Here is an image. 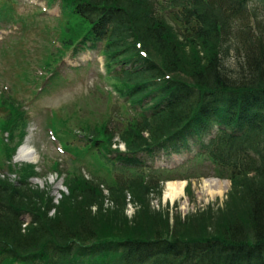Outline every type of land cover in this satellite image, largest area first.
Here are the masks:
<instances>
[{"label":"trees","instance_id":"16d2710c","mask_svg":"<svg viewBox=\"0 0 264 264\" xmlns=\"http://www.w3.org/2000/svg\"><path fill=\"white\" fill-rule=\"evenodd\" d=\"M56 1L62 15L55 25L82 22L87 28L53 47L58 58L52 51L51 59L39 60L38 66L51 65L41 78L55 85L67 52L98 49L102 78L118 94L122 112L107 108L101 120H86L76 130L63 123L64 140L53 113L47 125L63 150L70 149L68 135L83 143L84 153L99 154L101 148L112 180L102 189L98 176L67 178L68 194L61 192L57 203L49 187L26 181L27 166L11 182L4 173L15 151L4 140L12 145L19 138L20 146L28 125L20 92L29 91L20 82L1 90L0 264H264V0L48 3ZM15 5L0 0V20L4 14L14 21ZM48 26L42 30L52 38L56 27ZM45 40L46 52L52 44ZM230 48L234 69L224 64ZM2 54L13 58L11 71L0 68V80L19 66L20 79L28 82L30 64L21 48ZM41 78L30 81L37 87ZM215 127V136L203 144ZM114 137L125 152L112 147ZM191 139L201 143L200 155L215 166L214 175L230 182L217 217H171L168 209H154L151 197L160 196L159 181L170 177L152 180L134 160L140 152H181ZM17 166L9 171L20 174ZM127 204L135 209L130 219ZM24 215L30 220L22 226Z\"/></svg>","mask_w":264,"mask_h":264},{"label":"rangeland","instance_id":"374dc122","mask_svg":"<svg viewBox=\"0 0 264 264\" xmlns=\"http://www.w3.org/2000/svg\"><path fill=\"white\" fill-rule=\"evenodd\" d=\"M15 9L16 19L14 21H9L10 19L4 14H2V18L5 21L0 20V68H6L5 70L7 71L12 69H10L9 64H11L13 56L4 57L2 54L4 49L16 48L20 51L21 48L23 56L30 64V70L28 69L30 72L28 75L29 80L27 81L31 83L30 76L40 75L41 78L43 70L45 71L51 67L47 62L46 64L40 63L38 66L39 60L41 58L43 61H45L44 58L49 60L52 51H54L52 53H55L54 56L58 58L59 54L53 50V47L63 43V39L66 40L67 37L71 38V36L84 31L87 26L82 22H77L69 27L63 25V28L59 27L62 26L61 24L56 23L55 25L54 18L60 15V8L58 3L48 5L46 0H17ZM72 17L73 15L70 13V17L67 20L71 21ZM47 24L50 28L51 26L56 27L52 38L50 37L51 33L50 35L45 34L42 30L43 26ZM255 29L256 26H254ZM45 39H51L52 44V46H47L46 52L47 43ZM224 64L227 69H234L235 60L231 48L226 57H224ZM43 66L44 69H42ZM21 72L22 70H20L19 66H15L13 74H10L8 79H6L7 75L5 74L6 77L1 78L2 81L0 80V91L4 89L11 90L18 82H20V89L29 91L20 92V101H22L20 109L23 110V114L28 121L27 128L24 130L26 133L20 146L26 145L32 148L35 152L36 160L20 161L18 157L21 147L16 149L19 138L12 145L11 141L3 139L8 141V147L15 151L13 158L6 165V173L4 175L11 182H17L22 176L21 170L24 169V166H27L30 169L28 172H24L26 181L34 187H49L51 193L56 196L57 194L54 190L57 187L61 188V186L64 194H68L64 183L67 178L71 180L73 176L82 177L86 180H90L92 176H98L100 177L99 182L102 189L106 188L104 185L111 182L113 170L110 165L105 163L103 150L99 148L97 150L99 154L95 152L84 153L85 151H82L81 148L83 143L77 141L71 135L65 137V140L70 142V149L63 150L57 141L52 138L47 125L49 117L53 113L59 123L57 124V130L64 140L62 129L65 126L76 130L78 129L77 126L84 125L86 120H92L93 118L101 120L103 114L110 113V110H106L107 108H111L116 114L122 112L118 106V101H120L118 94L115 93L109 82L107 84L98 75L99 73L103 74L102 58L96 51L91 50L80 52L75 57L65 58L63 64L59 67V74L63 78L59 85L52 84V86H49L45 84L46 81L43 80L44 76H42L36 82V85L38 84L36 87L32 83L26 82L25 78L20 79ZM45 87L47 88L44 90L43 88ZM108 91H110L109 97H107ZM4 115L6 114L4 113ZM63 123L65 126H63ZM6 135L4 134V136ZM199 150L200 142L191 139L187 141L183 150L179 153L158 150L153 153L138 155V159L144 166L187 178L183 196L171 201L164 198L168 182L159 181L163 177L153 178L149 174L152 180L159 181L161 189L159 197H151V205L154 209H168L171 217L174 214H178L181 218H184L187 215H197V213L209 214L213 217L218 216L217 213L223 207L230 182L218 180L214 177L213 165L207 159L198 155ZM14 156L17 159L15 161ZM52 163L58 168L57 172L54 170ZM15 164L18 165L17 171L20 170V174L16 171L17 174L9 171H13ZM31 170L34 173L32 175L30 174ZM59 170L63 173L62 175ZM208 180H217L221 183L220 187L224 190L223 196H212L206 191L205 181ZM180 181L183 180L169 182ZM104 194L106 193L104 192ZM61 196L59 194V197H54V199L58 200ZM134 211V207L131 204H127L124 214L130 219ZM23 219L26 222L29 221L27 216H24Z\"/></svg>","mask_w":264,"mask_h":264},{"label":"bare ground","instance_id":"6f19581e","mask_svg":"<svg viewBox=\"0 0 264 264\" xmlns=\"http://www.w3.org/2000/svg\"><path fill=\"white\" fill-rule=\"evenodd\" d=\"M21 160H29V161H35V152L32 148L27 147L24 145L23 147L20 148V153L19 157ZM220 182L217 180H208L205 181V188L206 191L212 195V196H223L224 190L223 188L220 187ZM186 186L185 181H180V182H168L166 184V190L164 194L165 200H171L175 201L179 198H181L184 194V189Z\"/></svg>","mask_w":264,"mask_h":264}]
</instances>
